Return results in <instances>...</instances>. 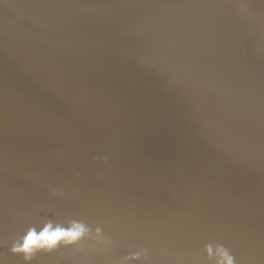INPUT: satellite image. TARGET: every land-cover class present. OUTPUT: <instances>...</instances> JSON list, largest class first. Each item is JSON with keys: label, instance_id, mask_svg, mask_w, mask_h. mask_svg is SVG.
<instances>
[{"label": "water", "instance_id": "water-1", "mask_svg": "<svg viewBox=\"0 0 264 264\" xmlns=\"http://www.w3.org/2000/svg\"><path fill=\"white\" fill-rule=\"evenodd\" d=\"M225 257L264 264V0H0V264Z\"/></svg>", "mask_w": 264, "mask_h": 264}, {"label": "clouds", "instance_id": "clouds-1", "mask_svg": "<svg viewBox=\"0 0 264 264\" xmlns=\"http://www.w3.org/2000/svg\"><path fill=\"white\" fill-rule=\"evenodd\" d=\"M84 228L82 225L73 224L69 229H63L61 227L52 228L51 224L45 226L43 231L39 234L35 230H30L27 236L24 238L23 245L19 248H14V252L25 253V258H30V255L39 249H51L55 247L60 241L66 243H72L79 239L84 234ZM227 264H232L231 260L225 257Z\"/></svg>", "mask_w": 264, "mask_h": 264}]
</instances>
